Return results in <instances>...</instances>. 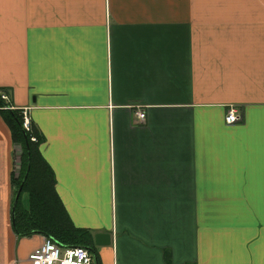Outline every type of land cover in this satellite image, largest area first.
<instances>
[{
	"label": "crops",
	"instance_id": "obj_1",
	"mask_svg": "<svg viewBox=\"0 0 264 264\" xmlns=\"http://www.w3.org/2000/svg\"><path fill=\"white\" fill-rule=\"evenodd\" d=\"M0 91L96 264H264V0H0ZM18 148L0 117V264L43 240Z\"/></svg>",
	"mask_w": 264,
	"mask_h": 264
},
{
	"label": "trees",
	"instance_id": "obj_2",
	"mask_svg": "<svg viewBox=\"0 0 264 264\" xmlns=\"http://www.w3.org/2000/svg\"><path fill=\"white\" fill-rule=\"evenodd\" d=\"M0 117L10 132L12 142L21 150L19 175L13 183V200L22 188L11 222L14 233L21 238L41 235L62 248L81 247L92 251L87 244L88 232L72 225L57 196L53 173L40 154L43 140L38 130L30 123V129L26 131L22 112L10 109L1 98Z\"/></svg>",
	"mask_w": 264,
	"mask_h": 264
},
{
	"label": "built area",
	"instance_id": "obj_3",
	"mask_svg": "<svg viewBox=\"0 0 264 264\" xmlns=\"http://www.w3.org/2000/svg\"><path fill=\"white\" fill-rule=\"evenodd\" d=\"M0 95L3 102H8L6 94L2 92ZM22 116L23 128L28 131L30 122L25 110L22 112ZM138 117L143 119L144 114H139ZM241 120L242 116L234 110L229 111L225 118L227 124H234ZM32 141L34 142L35 139ZM26 264H95V262L93 255L85 248H62L51 239L44 237L42 244L29 254Z\"/></svg>",
	"mask_w": 264,
	"mask_h": 264
},
{
	"label": "water",
	"instance_id": "obj_4",
	"mask_svg": "<svg viewBox=\"0 0 264 264\" xmlns=\"http://www.w3.org/2000/svg\"><path fill=\"white\" fill-rule=\"evenodd\" d=\"M21 189L22 188H19L14 200H13V203H12V206H11V222H13V218H14V212H15V206L17 204V201H18V198H19V195L21 193ZM110 244V236L108 235H96L95 236V245L98 246V247H103V246H108ZM91 254H93L92 251H90ZM94 260H95V264H96V259L94 257Z\"/></svg>",
	"mask_w": 264,
	"mask_h": 264
},
{
	"label": "rangeland",
	"instance_id": "obj_5",
	"mask_svg": "<svg viewBox=\"0 0 264 264\" xmlns=\"http://www.w3.org/2000/svg\"><path fill=\"white\" fill-rule=\"evenodd\" d=\"M19 149V154H20V152H21V150H20V147L18 148ZM17 165H18V163H16ZM14 168H15V166H13ZM14 171H19V166H17L16 168H15V170ZM13 196H14V194H13ZM24 196V195H23ZM24 197H22V199H23ZM23 201H24V203H26L27 201H26V199L24 198L23 199ZM12 203H13V201H12ZM11 206H12V204H11ZM34 236V235H33ZM44 238V237H43ZM43 241V240H42Z\"/></svg>",
	"mask_w": 264,
	"mask_h": 264
}]
</instances>
